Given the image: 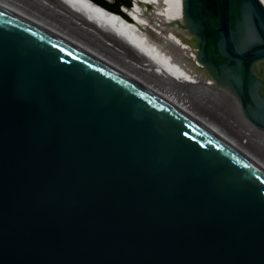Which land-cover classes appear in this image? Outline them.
<instances>
[{
	"label": "water",
	"instance_id": "water-1",
	"mask_svg": "<svg viewBox=\"0 0 264 264\" xmlns=\"http://www.w3.org/2000/svg\"><path fill=\"white\" fill-rule=\"evenodd\" d=\"M182 13L212 82L264 130L263 2L183 0ZM0 264H264V173L0 3Z\"/></svg>",
	"mask_w": 264,
	"mask_h": 264
},
{
	"label": "bare ground",
	"instance_id": "bare-ground-1",
	"mask_svg": "<svg viewBox=\"0 0 264 264\" xmlns=\"http://www.w3.org/2000/svg\"><path fill=\"white\" fill-rule=\"evenodd\" d=\"M62 1L73 12L74 21L83 23L86 30L115 36L113 49H117L100 46L95 41L98 35L94 38L84 28L85 31L77 26L71 28L58 12L40 8L34 0H0V3L71 40L138 82L225 141L264 173V130L248 119L227 87L209 81L204 72H198L202 65L197 57L176 37L179 30L174 23L184 19L183 0H136L134 8L125 9L112 8L103 0ZM150 5L154 9L152 13L146 11ZM125 50L130 52L126 58L124 53L120 54ZM212 93L213 98L233 103L236 111L232 116L213 105Z\"/></svg>",
	"mask_w": 264,
	"mask_h": 264
},
{
	"label": "rangeland",
	"instance_id": "rangeland-1",
	"mask_svg": "<svg viewBox=\"0 0 264 264\" xmlns=\"http://www.w3.org/2000/svg\"><path fill=\"white\" fill-rule=\"evenodd\" d=\"M35 2L34 3H36V6H39V5H41V6H39L40 8L42 7H44L45 9L47 8V10H49V11H53V12H58V14L60 15V16H62L64 19H66L67 21H68V25L71 27V28H75L76 26V28H79L80 30H86V28L85 27H83V23L81 24L79 21H78V23H77V21H74L75 19H73L74 17H73V12H71V10H69V8L67 7V5H65V3L62 1V0H54V2L56 1V4L54 3H51L52 2V0H50V2H47L48 0H34ZM60 1V2H59ZM136 0H134V3H133V5H132V7H130V8H134L135 7V5H136V2H135ZM141 1V0H140ZM45 2H47V3H45ZM125 3H129V1L128 0H113L112 1V3H110L109 5H110V7H112V8H115V9H122V8H126L127 6H125ZM32 4H33V2H32ZM58 7H60V9L58 8ZM56 8L58 9V10H56ZM124 8V9H125ZM124 11H126V10H124ZM146 11L148 12V13H152L153 11H154V9H153V6L152 5H150V6H147L146 7ZM72 13V14H71ZM75 14H76V12H74ZM129 14V13H128ZM130 15V14H129ZM131 17H133V16H131ZM80 23V24H79ZM174 25L175 26H177V28H178V30L179 31H181V32H179L178 31V33L176 34V37L179 39V40H181L185 45H187L190 49H191V51H192V53L197 57V50H196V40H195V38H193L188 32H187V29H186V24H185V21H184V19H183V21L182 22H180V23H174ZM79 26V27H78ZM82 29H81V28ZM75 28V29H76ZM84 28V29H83ZM84 30V31H85ZM88 30V29H87ZM86 30V31H87ZM100 30V29H99ZM77 31H79L78 29H77ZM83 33V32H82ZM86 33V32H85ZM87 33L88 34H90V35H95L94 36V38L98 35V32L96 31V30H88L87 31ZM181 33V34H180ZM84 34V33H83ZM85 36H88L87 34H84ZM108 36V38H106V37ZM99 37V38H98ZM111 37V38H110ZM103 38V39H102ZM104 38H106L105 40H104ZM113 38V39H112ZM116 39L117 38H115V36L113 37V36H111V34L109 35V34H106V35H103V36H101V35H98L97 37H96V39H95V41L96 40H98L97 42L99 43V45L100 46H104V45H106V47L104 46V48H108V47H110V48H108V49H110V50H113V51H115V49H117L116 47H115V49H113L114 48V42L116 43ZM100 40V41H99ZM112 41H114V42H112ZM106 42H108V43H106ZM100 43H102V44H100ZM114 44V45H113ZM113 46V47H112ZM116 46V45H115ZM112 47V48H111ZM123 48V47H122ZM125 48V47H124ZM123 48V49H124ZM128 49V48H127ZM120 52V51H119ZM123 53L125 54V55H123ZM120 54L121 55H123L125 58L127 57L126 55L127 54H130V52L128 51L127 52V50H125V52H120ZM198 72H204L205 74H206V77L209 79V81H211L212 82V79L209 77V75H208V73H207V71L203 68V67H198ZM262 73H264V70H263V72ZM210 96H212V103H213V105H216L218 108H220L221 110H223L224 111V113H226V114H228V115H230V116H232V112H234V111H236L235 109H234V107H233V103L231 102V101H229V100H227V99H223V100H220V99H218V98H213V96H214V94L212 93ZM235 106V105H234Z\"/></svg>",
	"mask_w": 264,
	"mask_h": 264
},
{
	"label": "trees",
	"instance_id": "trees-1",
	"mask_svg": "<svg viewBox=\"0 0 264 264\" xmlns=\"http://www.w3.org/2000/svg\"><path fill=\"white\" fill-rule=\"evenodd\" d=\"M264 70V62H261L259 64H256L254 66V73L261 79L264 80V73H262Z\"/></svg>",
	"mask_w": 264,
	"mask_h": 264
},
{
	"label": "flooded vegetation",
	"instance_id": "flooded-vegetation-1",
	"mask_svg": "<svg viewBox=\"0 0 264 264\" xmlns=\"http://www.w3.org/2000/svg\"><path fill=\"white\" fill-rule=\"evenodd\" d=\"M196 40V39H195Z\"/></svg>",
	"mask_w": 264,
	"mask_h": 264
}]
</instances>
